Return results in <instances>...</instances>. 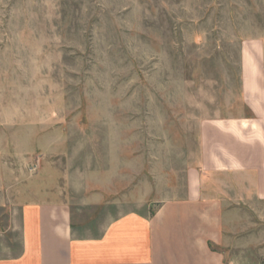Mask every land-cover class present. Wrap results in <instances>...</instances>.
Here are the masks:
<instances>
[{
    "label": "rangeland",
    "instance_id": "obj_1",
    "mask_svg": "<svg viewBox=\"0 0 264 264\" xmlns=\"http://www.w3.org/2000/svg\"><path fill=\"white\" fill-rule=\"evenodd\" d=\"M249 58L263 86L264 0H0V258L52 185L180 184L204 124L254 115Z\"/></svg>",
    "mask_w": 264,
    "mask_h": 264
},
{
    "label": "crops",
    "instance_id": "obj_2",
    "mask_svg": "<svg viewBox=\"0 0 264 264\" xmlns=\"http://www.w3.org/2000/svg\"><path fill=\"white\" fill-rule=\"evenodd\" d=\"M249 64L254 115L204 124L180 184L160 196L142 185L94 189L91 177L80 192L52 185L18 201L9 229L19 250L10 244L0 264H258L241 254L264 245L255 210L264 203V85L249 84L263 69Z\"/></svg>",
    "mask_w": 264,
    "mask_h": 264
}]
</instances>
